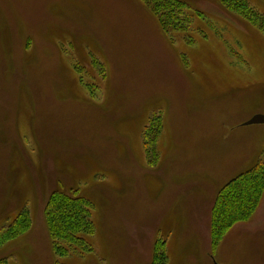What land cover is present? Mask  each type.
Instances as JSON below:
<instances>
[{
    "label": "rangeland",
    "instance_id": "1",
    "mask_svg": "<svg viewBox=\"0 0 264 264\" xmlns=\"http://www.w3.org/2000/svg\"><path fill=\"white\" fill-rule=\"evenodd\" d=\"M179 1L165 34L139 0H0V264H152L156 243L163 264H264V192L212 234L219 190L264 163V125L244 126L264 116V29ZM54 193L86 201L90 252L57 249Z\"/></svg>",
    "mask_w": 264,
    "mask_h": 264
},
{
    "label": "trees",
    "instance_id": "2",
    "mask_svg": "<svg viewBox=\"0 0 264 264\" xmlns=\"http://www.w3.org/2000/svg\"><path fill=\"white\" fill-rule=\"evenodd\" d=\"M139 1L155 18L158 26L165 34L183 28L186 24L185 20L186 22L188 20L184 14L187 7L182 1ZM219 3L226 11L236 13L242 19L248 20L250 23L252 22V24L257 25L259 30L264 29V16L254 8H250L245 0H219ZM156 120L158 119H152L151 124L153 126ZM151 124L150 128L152 129ZM149 130L143 136V146L150 163L152 162L150 156L152 154L155 155L153 146L156 143V136L154 133L150 134ZM263 192L264 163L262 162L256 163L249 170L239 174L219 190L212 216V234L215 242L221 240L233 225L245 222L250 218L258 202L261 200ZM86 204L84 199L70 196L66 193L52 194L46 204L44 214L46 223L49 224V232L55 237V243L58 244L57 249L62 254L81 255L90 252V248L83 243L81 235L76 236L79 232L81 234L85 233L87 229ZM23 224L20 217L16 218L9 231L10 234H14L13 231H16L18 227L24 231L27 224L22 226ZM20 233H16L13 236L16 237ZM60 243L61 245H59ZM161 247V245L157 246L156 243L152 264H163L161 255H159L162 254L159 251Z\"/></svg>",
    "mask_w": 264,
    "mask_h": 264
},
{
    "label": "water",
    "instance_id": "3",
    "mask_svg": "<svg viewBox=\"0 0 264 264\" xmlns=\"http://www.w3.org/2000/svg\"><path fill=\"white\" fill-rule=\"evenodd\" d=\"M250 125H264V116L255 115L244 124V126H250Z\"/></svg>",
    "mask_w": 264,
    "mask_h": 264
}]
</instances>
